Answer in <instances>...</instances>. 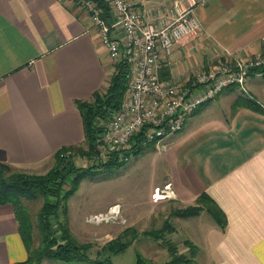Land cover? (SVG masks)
<instances>
[{
    "label": "crops",
    "instance_id": "crops-1",
    "mask_svg": "<svg viewBox=\"0 0 264 264\" xmlns=\"http://www.w3.org/2000/svg\"><path fill=\"white\" fill-rule=\"evenodd\" d=\"M141 1H178L199 21L197 31L173 44L166 78L185 81L210 61L253 55L264 43V0ZM115 62L73 0H0V161L35 168L60 147L82 142L74 101L101 89ZM244 85L241 94L264 107V72L249 74ZM237 90L226 88L158 146L169 175L151 194L166 187L165 198L179 208L205 192L226 216L224 227L205 210L174 216L173 236L181 232L197 246L196 264H264V113L234 109ZM26 256L13 208L0 204V264Z\"/></svg>",
    "mask_w": 264,
    "mask_h": 264
},
{
    "label": "built area",
    "instance_id": "built-area-1",
    "mask_svg": "<svg viewBox=\"0 0 264 264\" xmlns=\"http://www.w3.org/2000/svg\"><path fill=\"white\" fill-rule=\"evenodd\" d=\"M73 1L89 15L109 56L130 66L120 107L103 124L98 147L104 155L129 149L140 132L141 145L159 142L180 130L194 110L225 88L242 87L251 69L264 68V51L244 61L235 52L201 66L185 81L162 79L159 69L168 63L173 44L199 29L190 6L178 1L149 5L141 0H104L111 15L106 19L94 1Z\"/></svg>",
    "mask_w": 264,
    "mask_h": 264
},
{
    "label": "rangeland",
    "instance_id": "rangeland-1",
    "mask_svg": "<svg viewBox=\"0 0 264 264\" xmlns=\"http://www.w3.org/2000/svg\"><path fill=\"white\" fill-rule=\"evenodd\" d=\"M261 51H264V43L261 50L253 55H242L241 52L239 53L241 60L244 61L246 57H254ZM229 55L226 54V56ZM213 62H216V60L208 62L206 66ZM230 87L238 88L240 94L245 89V85L242 87L234 85ZM213 99L201 106L206 105ZM208 109L220 110L218 106L215 108L208 107ZM165 137L157 143L156 141L150 142L153 145L144 147L137 154H128L127 159L120 166L110 171H99L94 177H85L79 182L76 190L69 197L65 192L66 188H68L67 184H64L61 190L55 194L46 195L42 193L38 194L36 198L25 199L24 204L33 225L32 246H37L41 239L36 227L37 218L43 216V210L48 204H55L58 211L56 219L62 224H67L69 233L76 243L88 245V252L91 257L97 255L96 251L108 240L119 239L126 242L130 240V244L123 251L110 254L112 264H135L136 252L146 258L150 264H175L171 262L172 256L162 247L161 240L159 242V239L156 238L160 232H165L168 229L167 224L170 222L169 224L173 227V231L167 232L166 235L160 233V235L168 237L174 242L176 254L179 255L178 264H185L183 257L184 253H188L189 248L185 241L180 239L181 236H184L183 233L179 232L178 235L173 236L174 230L177 232L178 230L177 225L172 223L174 216L170 213L171 209L177 208L178 204L175 200L165 198L167 195V192L164 191L166 187L155 188L153 193H156V197L153 196V193L151 194L152 185L156 182H161L169 175L164 147H158L163 139L162 143H166L167 136ZM100 139H102L101 136ZM100 139L96 141V145L97 143L99 144ZM156 147L158 148L155 149ZM76 148L71 155L70 153L66 154L70 155L71 160L78 167H86L95 159L105 158L104 151L101 153L95 150L96 152L92 156L79 152V149L85 150L88 148L84 140ZM68 155L65 157H68ZM55 165L56 160L52 156L39 167L14 166V168L27 175L44 176L52 173ZM157 189V192L163 195L162 198L157 197ZM111 208L117 211L111 212ZM64 211L67 212L65 215ZM53 217H50L51 228L56 229L57 224L52 220ZM51 221H53V224ZM44 222L42 221V223ZM122 232H125L126 235L119 238ZM56 233L59 235L60 231H56ZM132 238L134 239L132 240ZM106 253V251H102L101 255H106ZM42 263L90 264L66 263L57 259H44ZM192 264H196V262L192 261Z\"/></svg>",
    "mask_w": 264,
    "mask_h": 264
},
{
    "label": "trees",
    "instance_id": "trees-1",
    "mask_svg": "<svg viewBox=\"0 0 264 264\" xmlns=\"http://www.w3.org/2000/svg\"><path fill=\"white\" fill-rule=\"evenodd\" d=\"M92 1L101 8L104 18H111L109 7L104 0ZM165 71V67L161 66L159 69L160 78L169 79L166 78L167 73ZM263 71V67H255L250 70L249 74L263 73ZM129 73L130 66L124 59L116 61L113 73L101 89L94 91L87 99L74 101L82 121V140L88 146L85 150L79 149V152L81 151L87 156L94 155L96 151L100 152L96 141L100 139L104 122L120 107L128 85ZM232 106L234 109L243 106L264 113V107L257 100L244 94H239ZM141 136V132L135 136V140L131 141L129 149L107 152L105 158L95 159L86 167H78L71 160L70 155L73 150L77 149L78 144L60 147L52 155L56 160L54 171L44 176L27 175L16 170L13 165L0 161V204H11L18 224V232L27 251L26 258L14 264H43L44 259H57L66 263L112 264L110 254L123 251L130 244V240L126 242L119 239H110L96 251L97 255L91 257L88 252V245L76 243L69 233L67 224H62L56 219L58 211L55 204H48L43 210V216L37 218L36 227L41 239L39 244L33 247V225L24 200L36 198L38 194L42 193L46 195L55 194L61 190L64 184H67L68 188L65 192L69 197L85 177H94L99 171H110L123 164L128 154H137L144 147L153 145L152 143L141 145ZM66 153H70V155ZM67 155L68 157H65ZM202 210H205L218 226H225L226 216L224 212L205 192L196 197L194 204L171 209L170 213L172 216L186 218L196 216ZM65 213L67 212L64 211V215ZM52 216H54L52 220L57 224L56 229L51 228L50 217ZM42 221L45 222L42 223ZM51 222L53 224V221ZM169 223L167 224L168 229L165 232H160L161 234L166 235L167 232L173 231V227ZM56 231H60L59 235ZM160 233L156 238L159 239V242L161 240L162 247L172 256L171 262L178 264L179 255L176 254L174 242L168 237L161 236ZM125 235L126 233L122 232L118 237L121 238ZM185 244L188 246L189 251L184 253L183 261L185 264H192L198 248L189 240H185ZM102 251H106V255H101ZM135 264H150V262L139 252H136Z\"/></svg>",
    "mask_w": 264,
    "mask_h": 264
},
{
    "label": "bare ground",
    "instance_id": "bare-ground-1",
    "mask_svg": "<svg viewBox=\"0 0 264 264\" xmlns=\"http://www.w3.org/2000/svg\"><path fill=\"white\" fill-rule=\"evenodd\" d=\"M157 197H158V198H162L163 195H161L160 192H157ZM113 207H114V206H113ZM115 211H117V210L114 209V208H112L111 212H115Z\"/></svg>",
    "mask_w": 264,
    "mask_h": 264
}]
</instances>
